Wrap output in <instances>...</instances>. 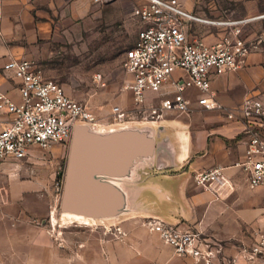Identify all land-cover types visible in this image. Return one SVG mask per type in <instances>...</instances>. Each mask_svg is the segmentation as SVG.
Masks as SVG:
<instances>
[{
	"label": "crops",
	"instance_id": "obj_1",
	"mask_svg": "<svg viewBox=\"0 0 264 264\" xmlns=\"http://www.w3.org/2000/svg\"><path fill=\"white\" fill-rule=\"evenodd\" d=\"M124 1L0 0V94L18 100L15 81L2 71L8 60L26 59L39 42L70 35L81 21L109 18V6H119ZM254 8L253 3H244V17L252 15ZM210 91L224 110L235 109L247 97L264 96V52H252L235 71L214 77ZM155 123L168 126L172 162L184 166L183 173L161 179L176 205L166 207L165 213L157 216L124 219L115 235L90 240L67 254L56 250L50 237H32L22 231L31 224L28 213L53 216L55 208L25 205L26 194L39 188L38 179L27 181L31 189L12 200L8 179L2 174L7 168L2 166L0 182L5 189L0 193V264H203L176 254L144 225L147 218L199 231L221 249L213 264H260L250 259L248 249L257 232L264 233V187L250 189L245 173L234 166L243 160L245 149L240 125L229 122L223 110L202 109L195 102L188 114H167ZM213 167L222 168L220 180L198 187L194 175ZM13 171L7 170L9 178H19ZM19 202L22 205L15 207Z\"/></svg>",
	"mask_w": 264,
	"mask_h": 264
},
{
	"label": "built area",
	"instance_id": "obj_2",
	"mask_svg": "<svg viewBox=\"0 0 264 264\" xmlns=\"http://www.w3.org/2000/svg\"><path fill=\"white\" fill-rule=\"evenodd\" d=\"M111 0H103L107 3ZM132 10L140 23L135 42L124 51L122 67L129 80L123 89L132 94L134 110L156 122L167 114H188L195 102L206 110H223L229 122L241 127L243 160L234 166L246 176L250 189L264 187V96L245 98L235 109L224 110L210 91L214 77L238 69L252 52H264V27L243 35V27L264 14L240 19L200 18L182 10L176 0H140ZM99 2V0H95ZM201 24L206 36L189 35L188 27ZM216 33H213V30ZM211 37L210 42L206 40ZM15 81L18 100L0 94V166L28 159L32 151L67 148L77 123H98L85 104L71 98L58 83L47 80L28 59H11L2 67ZM101 79L97 75L95 80ZM115 124L124 122L119 107L111 109ZM222 168L194 175L198 187L217 183ZM144 225L156 232L173 251L203 264H213L220 247L194 229H181L147 218ZM251 260L264 264V233L257 232L248 249Z\"/></svg>",
	"mask_w": 264,
	"mask_h": 264
},
{
	"label": "rangeland",
	"instance_id": "obj_3",
	"mask_svg": "<svg viewBox=\"0 0 264 264\" xmlns=\"http://www.w3.org/2000/svg\"><path fill=\"white\" fill-rule=\"evenodd\" d=\"M137 1L138 3L135 0H125L119 6L110 5L109 18L98 17L96 20L81 21L70 35L39 42L36 50L26 57L42 71L47 80L58 83L71 98L87 105L96 115L98 124L102 126L115 124L111 116V109L115 106L125 115L123 123L149 121L145 115L136 113L132 94L123 89L129 80L122 67L124 51L135 42L137 32L141 28L140 23L132 15L133 8L142 3L140 0ZM176 1L182 10L200 18L240 19L264 14V0H182L181 3ZM191 1L193 11H190ZM246 2L253 3L255 8L252 15L244 17ZM261 27H264V20L252 21L243 27V35H252ZM187 31L189 35L198 38L207 35V28L201 24L188 27ZM212 32L216 33V30ZM97 75L101 76L98 81L95 80ZM3 117L0 115V120H3ZM68 150L69 147H58L57 151H32L28 159L2 165L6 166L7 170L13 169L19 176L11 179L7 170L2 172L6 180L8 179L7 190L10 191L12 200L20 192L31 189L27 181L38 179L39 188L26 194L25 205L39 209L55 208L53 216L44 214L36 217L35 213L40 212L28 213L31 224L22 231L32 237L42 235L50 237L54 248L66 251L67 254L77 250L81 244L87 245L90 240L96 241L106 235H115L119 231L120 223L117 221L86 225L59 219L58 206ZM20 179L23 181L20 182ZM4 189V184L0 182V193H4ZM21 205L22 202H19L15 207Z\"/></svg>",
	"mask_w": 264,
	"mask_h": 264
},
{
	"label": "water",
	"instance_id": "obj_4",
	"mask_svg": "<svg viewBox=\"0 0 264 264\" xmlns=\"http://www.w3.org/2000/svg\"><path fill=\"white\" fill-rule=\"evenodd\" d=\"M168 130L155 122L77 123L67 155L59 219L69 220L63 216L71 215L93 224L117 222L164 214L166 207L176 205L161 183L164 176L184 172L183 165L172 162Z\"/></svg>",
	"mask_w": 264,
	"mask_h": 264
},
{
	"label": "bare ground",
	"instance_id": "obj_5",
	"mask_svg": "<svg viewBox=\"0 0 264 264\" xmlns=\"http://www.w3.org/2000/svg\"><path fill=\"white\" fill-rule=\"evenodd\" d=\"M63 217H65V218H67V219H69V220H71V221H73V222H77V223H83V224H86V225H88V224H93L94 222L93 221H90V220H87V219H83L82 217H79V216H77V217H72L71 215H65V216H63ZM55 220V219H54Z\"/></svg>",
	"mask_w": 264,
	"mask_h": 264
}]
</instances>
